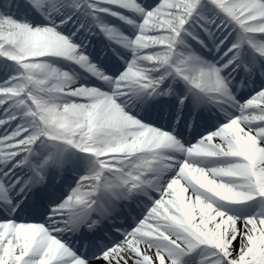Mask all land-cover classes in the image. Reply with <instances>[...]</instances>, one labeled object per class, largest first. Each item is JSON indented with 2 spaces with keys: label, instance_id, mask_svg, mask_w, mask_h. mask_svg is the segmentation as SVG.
<instances>
[{
  "label": "snow or ice",
  "instance_id": "6c2138e0",
  "mask_svg": "<svg viewBox=\"0 0 264 264\" xmlns=\"http://www.w3.org/2000/svg\"><path fill=\"white\" fill-rule=\"evenodd\" d=\"M0 264H264V0H0Z\"/></svg>",
  "mask_w": 264,
  "mask_h": 264
}]
</instances>
